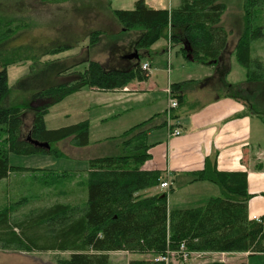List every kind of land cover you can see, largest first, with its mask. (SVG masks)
<instances>
[{
    "label": "trees",
    "instance_id": "16d2710c",
    "mask_svg": "<svg viewBox=\"0 0 264 264\" xmlns=\"http://www.w3.org/2000/svg\"><path fill=\"white\" fill-rule=\"evenodd\" d=\"M264 0H244V26L233 49L236 61L245 68L243 81L231 84L226 80L229 69L222 66L227 53L228 31L221 24L226 9L224 0H179L175 7L153 8L145 0H136L133 8H109L121 31L141 28L134 42L138 59L130 65L105 67L94 59H57L46 61L20 77L16 86L33 90L24 103L9 102L7 67L26 59L37 61L41 56L63 51L70 45L43 50L33 42L17 43L19 33L10 19L0 15V180L11 172H33L38 168L12 165L9 154L51 155L68 158L54 146L68 140L73 147L89 144L87 120L47 128L44 116L48 109L66 96L88 86L102 91L122 89L131 81H144L148 71L141 66L151 46L161 37L170 42H182L185 58L213 66L214 74L203 83L214 80L223 93L245 101L248 111L264 122V63L251 55V42L263 35L260 11ZM180 29L181 31H174ZM102 30L89 35V44L98 42ZM23 41V40H21ZM143 52V53H140ZM86 62L83 71L72 70ZM228 65V64H227ZM215 74L220 79H214ZM189 81L170 84L177 107L184 103V86ZM222 92V91H221ZM31 115V127L23 135V118ZM155 114L117 136L105 138V154L87 159V169L81 186L86 194L74 203L56 202L31 211L20 218L13 213L20 201L0 206V249L17 251H69L58 264H108L110 251L136 254L166 255L178 252L184 244L191 252L264 253V217L250 218L245 171H220L205 158L202 169L194 173L196 180L215 184L219 195L205 205L193 208L168 209L167 192L143 196L140 192L160 183L158 170H143L150 158V131L167 126V119L176 116ZM157 118L160 123H154ZM32 140L48 142L50 148L35 145ZM103 147V148H104ZM46 170L48 184L63 181L68 171ZM71 175V174H70ZM80 192L81 189H80ZM128 264H166L154 259L130 260ZM218 264V263H216Z\"/></svg>",
    "mask_w": 264,
    "mask_h": 264
},
{
    "label": "crops",
    "instance_id": "0c3cea01",
    "mask_svg": "<svg viewBox=\"0 0 264 264\" xmlns=\"http://www.w3.org/2000/svg\"><path fill=\"white\" fill-rule=\"evenodd\" d=\"M108 1L111 6L113 1ZM135 1L129 0L127 3L134 5ZM145 2L149 5L148 0ZM177 4L178 2L171 7ZM117 27L120 33L121 28ZM174 31L181 30L175 29ZM134 42L135 39L123 45L125 46L124 54L134 51ZM87 47H89L88 44L82 46L81 49ZM182 48H186L182 42H170L168 37H161L151 46L149 54L140 61L141 64L146 62L149 65L146 80H134L122 89L113 91L88 87L89 91L84 92L87 91L86 86L68 95L80 96L81 98L77 101L81 102V105H78L76 109L83 114L88 112L87 117L80 120H87L89 124V144L86 148L96 143L100 145L101 140L117 136L137 122L146 120L155 114L163 115L168 109L167 89L170 84L189 81L183 88L184 103L173 108L176 117L171 119L170 128L157 127L148 135V142L151 144L148 150L150 158L142 164L141 169L158 170L162 178L159 184L142 190L140 194L149 196L167 192L169 210L205 205L211 197L219 195V189L215 184L195 179L194 173L203 168L205 158L208 157L220 171L246 172L247 190L250 194L247 201L248 215L250 218H262L264 217V122L261 117L248 111L245 101L241 99L230 97L221 91L218 94L209 95L207 89L217 83L214 80L203 83V80L213 76V66L202 65L189 57L185 58L181 52ZM174 63L178 66L175 67ZM120 64L118 67L130 65L129 59L123 57ZM80 66H84L85 69L86 62ZM159 77L165 78L161 85H158L156 81ZM226 80L231 84L240 82V80L231 82L227 77ZM160 122L161 119L157 118L154 123ZM174 128L180 130V134H171V129ZM63 141L65 140L57 144ZM66 141L69 144L68 140ZM69 150L70 155L68 154L67 159L75 166L62 170L70 174L80 173L85 176L88 158L80 157L73 146L69 145ZM80 161L82 163L78 166L77 163ZM12 173L14 172H11L8 178ZM162 182H168V187H163ZM59 193L61 194L62 191ZM83 195L81 192L79 198ZM27 202V199L22 198L21 204L18 205L22 208L27 206ZM56 202L65 201L57 200ZM9 203L10 200L6 199L4 204L0 203V206ZM13 217L15 218L14 213ZM108 254L109 258L113 255L125 257L128 262L154 258L151 254H136L127 251H110ZM221 255L224 260H218ZM171 260L173 261L171 264H177L174 256L170 257ZM179 263L183 264L181 261ZM216 263L264 264V253L200 252L192 254L186 264Z\"/></svg>",
    "mask_w": 264,
    "mask_h": 264
},
{
    "label": "rangeland",
    "instance_id": "374dc122",
    "mask_svg": "<svg viewBox=\"0 0 264 264\" xmlns=\"http://www.w3.org/2000/svg\"><path fill=\"white\" fill-rule=\"evenodd\" d=\"M112 1L110 6L108 0H0V15L10 19L12 22L11 27L17 29L16 33L20 34L17 43L33 42L42 50L44 48L53 49L66 45L71 46L55 54L43 55L37 61L26 59L9 65L7 67L8 85L10 87L9 102L11 104L24 103L31 98L33 90L21 89L16 86L18 79L29 72L31 65L33 69H39L44 62L50 60L70 58L74 60H86L91 57L104 64L105 67H118L121 65L122 58L126 55L124 54L125 46L123 45L137 39L142 29L120 30V33H118L119 29L117 26L119 24L110 13L109 8L131 9L133 8V3H127L129 0ZM224 1L226 9L222 14L221 24L228 31V44L222 66L230 70L229 75H227L229 81L240 80L241 82L245 78L246 70L236 61L233 49L244 26V0ZM177 2L179 3V0H148L150 7L153 8H169ZM259 13L264 26V4ZM95 30H102L103 33L99 36L97 43L90 45L89 35ZM262 32L261 38L251 42V55L261 59L264 63V27ZM86 44L89 47L81 49ZM164 65L167 67L166 63ZM79 66L80 64L72 70L80 71L84 69V66H80L81 68ZM177 66L175 64V67ZM214 79H220V75L215 74ZM156 81L158 85H161L165 81V78L159 77ZM85 90L87 91L84 92L89 91L88 86ZM220 91L223 92L218 84L210 86L207 89L209 95L218 94ZM79 98L81 97L78 95H71L63 101L50 106L44 120L46 127L50 129L58 128L78 123L84 117H87L88 112L83 114V112L76 109L78 105H81V102L77 101ZM30 127L31 115L27 113L23 118L22 124L24 136L27 135ZM103 142L101 140L100 143L103 144ZM101 144L96 143L87 148L75 147V149L80 157L90 158L107 153L105 145ZM54 146L59 147L67 155L70 153L69 144L66 140L59 145L55 143ZM8 156L9 163L12 165L38 168L33 172L17 171L12 173L8 179L0 180V203L4 204V200L6 199H9L10 203L20 201V204L22 198L28 200L27 206L22 207L23 209L18 205L14 210L16 219L31 211L42 208L40 206L45 207L53 204L57 200L74 203L79 199L81 194L80 189L84 195L86 194L85 187L80 184L81 180L85 177L84 174L70 175L69 173L63 176V181L59 183L55 181L51 185L45 182L46 179L50 178L47 176L50 173L44 169L54 171L59 169L61 171L66 167L75 166L67 158L40 154L16 155L13 153H10ZM81 163V161L78 162V166ZM60 191H62L61 194L59 193ZM197 253L200 252L189 253V257L186 260L173 255L174 261L177 264H180V261L186 264L191 255ZM69 254V251L25 252L0 249V264H58L57 261L59 259L67 258ZM218 260H224L223 255ZM128 263L125 257L113 255V257L109 258L108 264ZM171 263L173 261H170L169 258L168 264Z\"/></svg>",
    "mask_w": 264,
    "mask_h": 264
},
{
    "label": "built area",
    "instance_id": "2783aa9c",
    "mask_svg": "<svg viewBox=\"0 0 264 264\" xmlns=\"http://www.w3.org/2000/svg\"><path fill=\"white\" fill-rule=\"evenodd\" d=\"M142 68L145 69V70H148L149 69V65L148 63L144 62L141 64ZM167 94H168V109L166 110L167 114H169L170 110L175 108L177 106V100L176 98H174L172 95H171V91H170V87L167 89ZM171 126V119L168 118L167 119V127L170 128ZM171 134L173 135H178L180 134V130L178 129H171ZM161 185L163 187H168V182H162ZM254 219L256 220H260L259 217H255ZM222 254H224V252H222ZM175 256L177 255L178 257H180V259H183V260H186L188 257H189V252L186 251L185 247H184V244H181L180 245V249L178 252H174V251H168L166 255H160V256H155L153 259L154 260H160V261H165L166 264H168L169 262V258L171 256Z\"/></svg>",
    "mask_w": 264,
    "mask_h": 264
},
{
    "label": "water",
    "instance_id": "95a60500",
    "mask_svg": "<svg viewBox=\"0 0 264 264\" xmlns=\"http://www.w3.org/2000/svg\"><path fill=\"white\" fill-rule=\"evenodd\" d=\"M124 57L128 58V59H132V58L138 59L139 56H138V52L136 50H134V51L130 52L129 54H126ZM27 139L30 140L31 139L30 136H27ZM31 141L37 146L44 147L47 149L50 148V144L48 142H40V141L32 140V139H31Z\"/></svg>",
    "mask_w": 264,
    "mask_h": 264
}]
</instances>
